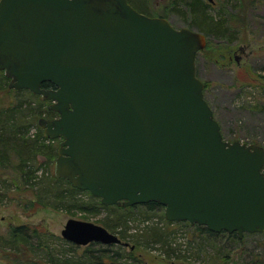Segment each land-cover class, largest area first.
Returning <instances> with one entry per match:
<instances>
[{"label":"water","instance_id":"95a60500","mask_svg":"<svg viewBox=\"0 0 264 264\" xmlns=\"http://www.w3.org/2000/svg\"><path fill=\"white\" fill-rule=\"evenodd\" d=\"M206 45L129 0H0V70L57 113L38 120L61 139L56 176L105 205L155 201L171 221L264 232V146L224 139L197 75ZM61 235L122 242L73 217Z\"/></svg>","mask_w":264,"mask_h":264},{"label":"trees","instance_id":"16d2710c","mask_svg":"<svg viewBox=\"0 0 264 264\" xmlns=\"http://www.w3.org/2000/svg\"><path fill=\"white\" fill-rule=\"evenodd\" d=\"M146 5L141 6L140 10L136 8L147 15L158 16L148 10ZM174 5L177 8L185 7V11H178L191 17L189 26L198 27L199 31L206 34L207 41L211 36L226 39L230 35L227 19L221 14L217 16L210 13L212 4L205 0H177ZM9 81L4 70H0L1 195L11 198V201L18 200L26 211L53 208L74 214V210H78L86 216L91 211L95 215H100L101 211L106 212L100 222L111 232H118L122 242L105 244L93 241L87 245H79L39 226L14 224L5 233H0V259L6 264H145L141 254L135 252L134 248H148L144 242L150 241L158 243L159 246L155 249H158L160 255L176 263L193 262L202 257L203 262L208 264L229 261L230 250H226L224 245L231 241L238 247L245 240L248 233L240 237L236 231L216 232L205 225L189 221H171L165 218L164 212L160 221L164 226L156 222L157 224H149L143 229L139 226L136 230V227L132 228L133 225H130L132 221L136 222V218L130 216V213L140 208L148 212L162 211L164 207L155 201L129 206L105 205L91 192L72 186L65 177H58L54 171L50 173L44 170L39 156H47L48 151L57 155L58 151L52 144L56 139H50L46 135L38 120L41 117L53 118L57 113L49 108V101L40 94L29 89L12 88ZM42 86L52 87V84L45 82ZM4 93L13 94L17 101H6ZM18 98L24 100L19 101ZM33 127L37 130L36 134L31 133ZM52 154H49L51 159ZM11 187H15L14 192L10 191ZM20 191H25L28 195L19 198ZM145 229L148 235L144 233L143 237L140 233ZM178 229L188 232L184 241L177 244L172 233L176 234ZM128 240L133 242L131 247L125 244ZM212 252L213 258H208L207 253L210 256ZM258 256L253 254L244 264H262Z\"/></svg>","mask_w":264,"mask_h":264},{"label":"rangeland","instance_id":"374dc122","mask_svg":"<svg viewBox=\"0 0 264 264\" xmlns=\"http://www.w3.org/2000/svg\"><path fill=\"white\" fill-rule=\"evenodd\" d=\"M175 1L177 0H131L130 2L139 10L141 6L147 4L148 10L158 16L168 18L175 27H190L191 17L178 11L186 9L182 6L178 7L182 9H178L174 5ZM205 1L212 4L209 8L210 13L217 16L221 14L227 19L230 32L226 39L218 36L209 37L210 44L207 41V45L198 52L197 71L199 77L205 82V97L221 124L226 140L238 139L242 142L264 146V0ZM192 28L200 30L196 26ZM4 97L6 101H17L13 94L4 93ZM18 100L24 99L18 98ZM36 132V128L33 127L31 133L36 134ZM52 144L58 151L60 138ZM50 153H53L52 159L49 157ZM55 155L53 151H48L47 156H39L44 170L50 173L55 172V161L58 154ZM14 189L15 187H11L10 191L14 192ZM27 195L25 191H20L19 198ZM18 202L16 199L11 201V198L3 197L0 193V233H5L10 225L29 224L61 235L62 229L71 217L102 224L100 219L106 214L101 211L100 215H95L91 211L86 216L78 210H74L75 213L71 214L53 208L26 211ZM162 212L165 216V208L154 212H148L144 208L137 209L129 214L136 218V222L132 221L130 225H133L132 228L136 227V230L139 226L143 229L152 223L164 226L160 224ZM170 228L173 230V225ZM145 231L146 229L143 233L140 231L143 237L148 235ZM130 232L133 231L130 230ZM176 232V234L172 233V238H175L177 244L182 243L188 231L178 229ZM114 233L120 235L118 232ZM247 233L245 240L238 247H235L231 241L224 245L226 250H230L229 261L221 260L208 264H244L251 259L253 254L259 255L260 263L264 264V232ZM132 243L128 240L129 247ZM144 244L148 248L135 247L134 251L141 254L145 264H205L202 257L193 262L176 263L159 254L158 249H155L159 246L158 243L150 241ZM207 251L210 249L207 248ZM205 254L206 252L203 253V257ZM213 254L212 252L209 256L207 253V257L213 258L211 257ZM0 264H6V262L0 259Z\"/></svg>","mask_w":264,"mask_h":264}]
</instances>
